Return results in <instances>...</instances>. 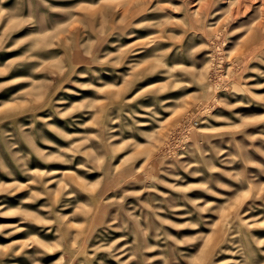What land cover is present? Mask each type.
Returning a JSON list of instances; mask_svg holds the SVG:
<instances>
[{
    "label": "rangeland",
    "instance_id": "1",
    "mask_svg": "<svg viewBox=\"0 0 264 264\" xmlns=\"http://www.w3.org/2000/svg\"><path fill=\"white\" fill-rule=\"evenodd\" d=\"M0 264H264V0H0Z\"/></svg>",
    "mask_w": 264,
    "mask_h": 264
}]
</instances>
